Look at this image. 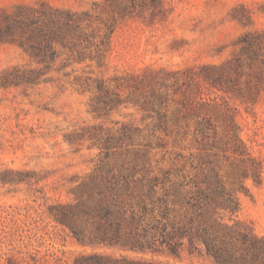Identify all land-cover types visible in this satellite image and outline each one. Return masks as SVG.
Here are the masks:
<instances>
[{
    "label": "trees",
    "instance_id": "trees-1",
    "mask_svg": "<svg viewBox=\"0 0 264 264\" xmlns=\"http://www.w3.org/2000/svg\"><path fill=\"white\" fill-rule=\"evenodd\" d=\"M166 2L92 0L81 10L16 5L0 11V43L18 44L41 64L30 71L14 67V79L40 77L57 60L59 72L88 61L102 67L117 29L130 19L147 17L154 23L167 15ZM261 51L264 33H251L244 40L245 61L238 57L199 70L144 69L109 78L74 76L92 92L94 114L132 104L151 119L150 136H191L200 153L189 164L192 173L185 164L154 173L141 163L116 167L107 162L73 188L74 201L49 205L51 218L78 244L90 247L72 264H177L160 256L180 259L183 252L206 264H264V234L233 217L238 192L248 191L245 181L261 184L263 163L240 138L238 110L229 99L237 96L245 105L257 101L255 95L264 90ZM213 88L222 94L211 96ZM91 128L98 130L91 134L93 145L102 150L132 144L135 137L139 145H151L144 130L130 123L107 134L100 125Z\"/></svg>",
    "mask_w": 264,
    "mask_h": 264
},
{
    "label": "rangeland",
    "instance_id": "rangeland-1",
    "mask_svg": "<svg viewBox=\"0 0 264 264\" xmlns=\"http://www.w3.org/2000/svg\"><path fill=\"white\" fill-rule=\"evenodd\" d=\"M91 1L0 0V11L45 3L81 10L89 8ZM165 8L167 15L152 24L147 17L124 22L112 37L102 67L88 61L67 67L64 74L55 69L57 60L40 77L14 79V67L30 71L41 64L18 44L0 43V264H72L81 251L90 250L51 218L48 207L74 201L73 188L107 162L116 167L141 163L154 173L185 164V171L193 172L189 164L198 160L200 151L191 136H150L151 119L132 104L96 115L89 109L92 92L74 79L81 74L109 78L144 69L199 70L204 64L238 57L245 61L246 36L264 33V0H167ZM253 70L260 72L257 65ZM245 71H250L246 65ZM246 76L239 78L242 88ZM177 90L176 97H180L184 88ZM211 90V96L222 94ZM255 98L248 107L237 96L229 98L238 110L240 138L263 163L261 184L245 181L248 191L238 192L239 209L233 217L264 234V90ZM123 123L144 130L145 141L151 145H139L141 139L136 137L132 144L108 151L93 145L91 134L98 130L91 127L100 125L107 134ZM160 258L177 264H206L186 252L180 259Z\"/></svg>",
    "mask_w": 264,
    "mask_h": 264
}]
</instances>
